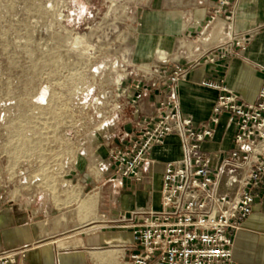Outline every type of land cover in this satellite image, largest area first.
<instances>
[{
    "label": "crops",
    "instance_id": "crops-1",
    "mask_svg": "<svg viewBox=\"0 0 264 264\" xmlns=\"http://www.w3.org/2000/svg\"><path fill=\"white\" fill-rule=\"evenodd\" d=\"M93 1L101 21L117 24L124 34L119 59L127 66L119 75L121 89H130L129 98L139 97L130 115L133 131L156 112L176 63L188 70L177 85L180 111L200 125L211 124L219 95L201 85L203 78L226 83L241 100L258 98L264 80V0H231L229 5L220 0L86 3ZM211 50L227 55L210 62L206 54ZM129 62L134 69H128ZM234 134L235 127L222 115L214 136L203 143L213 165L233 147ZM129 136L126 131L122 138ZM122 145L117 135L92 142L57 172L42 167L36 157L28 166L1 167L0 252L28 246L27 256L17 264H130L138 250L132 241L134 213L161 206L165 165L181 159L184 144L172 133L164 144L154 146L140 168L141 181L116 171L114 155ZM246 170L237 172L242 176ZM253 191V213L236 236V264H264V177Z\"/></svg>",
    "mask_w": 264,
    "mask_h": 264
},
{
    "label": "rangeland",
    "instance_id": "rangeland-1",
    "mask_svg": "<svg viewBox=\"0 0 264 264\" xmlns=\"http://www.w3.org/2000/svg\"><path fill=\"white\" fill-rule=\"evenodd\" d=\"M95 6L0 0V168L36 157L57 172L102 138L128 144L122 136L136 129L119 76L125 38Z\"/></svg>",
    "mask_w": 264,
    "mask_h": 264
},
{
    "label": "built area",
    "instance_id": "built-area-1",
    "mask_svg": "<svg viewBox=\"0 0 264 264\" xmlns=\"http://www.w3.org/2000/svg\"><path fill=\"white\" fill-rule=\"evenodd\" d=\"M220 1L231 4V0ZM236 43L246 48L241 39ZM212 51L206 54L210 62L227 55L225 50ZM187 72L184 64L174 65L156 112L141 120L128 144L114 155L118 173L141 181L140 168L154 146L164 144L172 133H178L184 144L181 159L165 165L161 206L134 213L132 241L138 250L130 264H236V236L253 213V189L264 177V80L258 98L244 101L226 83L203 78L201 85L219 95L211 124L200 125L180 111L177 85ZM138 104V96L129 99L132 108ZM222 115L235 127L233 147L213 165L203 143L214 136ZM242 168L247 170L241 176L237 170ZM27 253L28 246L0 252V264H17Z\"/></svg>",
    "mask_w": 264,
    "mask_h": 264
}]
</instances>
